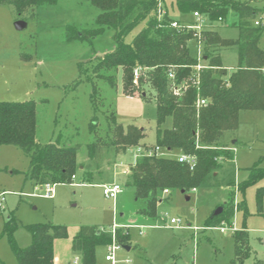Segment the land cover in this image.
Here are the masks:
<instances>
[{"label":"rangeland","instance_id":"obj_1","mask_svg":"<svg viewBox=\"0 0 264 264\" xmlns=\"http://www.w3.org/2000/svg\"><path fill=\"white\" fill-rule=\"evenodd\" d=\"M241 1L258 12L264 11V0ZM98 13L99 9L86 0H57L28 9L21 15L26 26L17 29L14 22L21 19L20 15L12 5H0V100H34L36 141L76 146L78 163L73 183H56L54 196L44 197L36 194L38 185L26 178L28 157L13 145H0V192H5L0 207V264H18L8 236L1 232L9 218L16 223L12 237L18 247L31 242L28 225L66 227L67 236L53 241L52 264H73L75 259L81 264L80 252L72 249V238L79 228L98 226L109 230L113 224L124 226L121 229H127L130 235V249L119 244L114 253L117 264H126V258L130 259L128 264H227L234 257L233 233L205 226L217 205L223 203L233 205L231 220L236 229L247 230L252 254L244 264H252L255 258L264 264V196L259 211L256 195L257 188L264 185V174L242 191L237 189L238 183L247 179L250 168H264V109L240 111L237 128L224 135L226 140L238 141L230 165L235 170L232 187L220 185L186 192L170 189L157 204V217L143 219L140 210L146 207L145 199L138 198L126 182L129 167L142 155L144 145H155L156 103L148 87L145 97L138 92L135 96L125 95L120 69L115 73L114 85L92 75L98 57L113 49L111 30L106 29L90 42L67 38L68 34L75 36L92 27ZM181 17V13L175 14V18ZM140 28L136 27L127 39ZM212 28L224 38H236L238 34L237 27L228 24L214 23ZM237 60L235 47L220 50L223 66L230 68ZM93 91L97 106L94 131L90 128ZM110 111L124 126L140 128L143 136L138 145L128 146L120 154L104 145L97 159L99 167L95 168L97 160H89L87 145L96 136L105 137V115ZM103 183L120 185L115 200L104 196ZM241 201L247 208L245 213L235 209ZM171 217L180 220L179 226H157ZM107 253L108 245L97 246L95 263L110 264L105 260Z\"/></svg>","mask_w":264,"mask_h":264},{"label":"trees","instance_id":"obj_2","mask_svg":"<svg viewBox=\"0 0 264 264\" xmlns=\"http://www.w3.org/2000/svg\"><path fill=\"white\" fill-rule=\"evenodd\" d=\"M57 0H0V5H12L23 15L39 4H54ZM99 9L92 27L84 29L68 39L91 41L106 29L112 31L113 49L98 57L92 65V75L115 83V73L120 69L122 91L127 96H146V87L156 103L155 145L145 149L159 148L158 153L140 155L129 167L126 184L131 185L138 198H144L146 207L140 214L157 217V204L164 190L179 189L183 192L193 188H210L234 185V150L238 143L224 137L226 132L238 126L242 110L264 109V25H254L253 17L258 11L241 0H86ZM164 11L158 18V6ZM181 18H175L176 13ZM193 12L206 17L200 35L197 30L186 28L193 25ZM187 15H191L190 18ZM234 17V18H233ZM23 17H21L22 19ZM232 18V21H228ZM176 21L177 27L170 23ZM210 23V25H209ZM214 23L228 24L238 29L236 38H224L212 28ZM139 25L141 28L127 39ZM201 41L204 67L196 70V44ZM235 47L237 64L223 66L220 50ZM81 66V65H80ZM140 67L137 84L133 83V69ZM169 70L173 77H169ZM85 72V70H84ZM198 73V79L196 75ZM172 86L181 87L178 94ZM93 115L90 128L96 126V100L91 95ZM205 104L196 106L197 99ZM106 116L105 137L96 136L87 145L88 158H99L101 148L107 146L114 154L124 153L128 146L138 145L143 131L133 124L123 125L116 121L113 111ZM36 103L34 100H0V145H13L28 157L25 173L34 185L44 183H73L78 163L76 146H60L56 143H40L35 138ZM184 153L194 156L191 169L176 158ZM90 168V165H86ZM84 167L87 171L88 169ZM99 167V162L95 168ZM82 168V166H81ZM247 179L238 183L243 190L264 174V168H250ZM72 176H74L72 178ZM257 207L262 210L261 199L264 185L257 188ZM222 211L209 216L206 227L229 224L234 213L233 205L221 204ZM236 207L243 213L247 208L243 201ZM31 242L18 247L12 237L16 223L10 218L4 221L2 234L8 236L10 248L18 264H52L53 241L67 236L64 225L38 223L26 226ZM234 257L227 264H244L252 251L245 228L232 232ZM127 245V229L115 227L114 233L98 226H81L72 238V249L80 252L81 264H96L97 246L112 242ZM252 264H263L255 258Z\"/></svg>","mask_w":264,"mask_h":264},{"label":"built area","instance_id":"obj_3","mask_svg":"<svg viewBox=\"0 0 264 264\" xmlns=\"http://www.w3.org/2000/svg\"><path fill=\"white\" fill-rule=\"evenodd\" d=\"M161 4L159 3L158 6V18H161L162 14L164 13V11L162 10ZM193 17L195 18V22L193 25H185L186 28H192L197 30V36L200 35V31L203 28V26L205 24H207V19L205 16H203L202 14L198 13V12H193ZM253 23L254 25H264V11L262 12H258L254 15L253 17ZM170 25L172 27H177L178 23L176 21H172L170 23ZM196 56H197V64L195 65V68L197 71H199L201 68L204 67V64L202 62V45H201V41L198 38L197 44H196ZM141 68L140 67H136L133 69V82L136 83L138 81V78L140 76L141 73ZM169 77L172 78L173 77V73L171 70H169ZM196 78L198 79V73L196 75ZM181 87H175L172 86L173 92L175 94H178L180 91ZM205 104V100L204 99H197L196 101V106L199 107L200 105ZM229 149L235 150L234 147H230ZM142 155L143 154H147V155H151L153 152H157L159 151L158 147H155L154 149L148 148L142 149ZM176 158L178 159V161L180 162H185L189 165V167L192 169L195 163V158L194 156L188 155V154H184V153H180L176 155ZM74 176H72L73 178ZM54 183H44L42 185H38L37 187H35V191L36 194L44 196V197H49L52 198L54 196ZM101 188H102V192L104 194L105 197L110 198L111 200H115L116 195L118 194V192L120 191V185L118 183H112V184H101ZM165 192H167V190H164ZM4 194L5 192H0V207L2 205V201L4 200ZM236 209V206H235ZM180 220L174 217H171L169 219V221H163V223L159 226H165L168 227L170 224H174L176 226H179ZM115 227H118L116 224L112 225V229L111 232L114 233V229ZM217 228L219 229L220 232H226V231H230V232H234L236 229L235 227V222L231 221L230 224H224L221 223L219 226H217ZM195 229V227H194ZM119 248V244L115 242L114 240V235H112V242L110 244H108V253L105 255V260L109 261L110 264H117V260L115 258V251ZM77 259H75L73 261V263H77ZM130 260L129 259H125L124 262L127 264Z\"/></svg>","mask_w":264,"mask_h":264},{"label":"water","instance_id":"obj_4","mask_svg":"<svg viewBox=\"0 0 264 264\" xmlns=\"http://www.w3.org/2000/svg\"><path fill=\"white\" fill-rule=\"evenodd\" d=\"M14 26L17 28V29H22L26 26V23L24 20L22 19H17L15 22H14ZM183 192V191H182ZM222 211V206H217L214 211L211 213V216H216L218 215L220 212ZM123 248L125 249H129V246L128 245H122Z\"/></svg>","mask_w":264,"mask_h":264},{"label":"crops","instance_id":"obj_5","mask_svg":"<svg viewBox=\"0 0 264 264\" xmlns=\"http://www.w3.org/2000/svg\"><path fill=\"white\" fill-rule=\"evenodd\" d=\"M134 96H135V95H134ZM234 151H235V150H234ZM191 190H195V188H193V189H191ZM166 194H169V190H167V192H165V191L162 192V194H161L162 199L165 198L164 196H165ZM161 201H163V200H160L159 202H161ZM217 206H218V205H217ZM219 206H220V204H219ZM236 208H237V207H236ZM141 217H142L143 219H145V220H149V219H151V218H149V217H147V216H145V215H142V214H141ZM231 221H232V220H231ZM230 223H231V222H230ZM230 223H229V224H230ZM155 225H156V224H155ZM173 225H174V224H173ZM157 226H159V225H157ZM121 227H124V226H121ZM141 227H142V225L139 224V228H140V231H139V232H140V234H142V231H141L142 228H141ZM159 227H162V226H159ZM164 227H165V226H164ZM127 228H128V227H127ZM208 228H211V227H208ZM128 246H129V245H128ZM129 249H130V246H129ZM126 250H128V249H126ZM126 259H128V258H126ZM129 260H130V259H129ZM129 262H130V261H129ZM129 262H128V263H129ZM77 263H78V261H77ZM77 263H75V264H77ZM128 263H127V264H128ZM73 264H74V263H73Z\"/></svg>","mask_w":264,"mask_h":264}]
</instances>
